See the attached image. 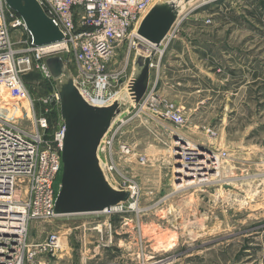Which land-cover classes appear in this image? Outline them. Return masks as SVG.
<instances>
[{"label": "rangeland", "instance_id": "obj_1", "mask_svg": "<svg viewBox=\"0 0 264 264\" xmlns=\"http://www.w3.org/2000/svg\"><path fill=\"white\" fill-rule=\"evenodd\" d=\"M189 1L158 0L142 21L153 9L166 16ZM179 21L161 41L162 61L175 38L191 34L203 42L199 59L212 67L176 71L172 87L160 88L158 98L175 107L183 124L130 113L116 141L133 152L126 160L115 155L113 163L114 177L124 187L134 186L135 196L114 212L33 221L29 243L58 232L62 248L32 264H264V0H193ZM19 35L13 31L12 40ZM174 43L179 51L181 43ZM24 83L35 104L51 93L36 71ZM25 107L18 120L29 126ZM58 121L55 113L50 135ZM176 138L226 153L215 180L174 187ZM60 179L61 171L56 194Z\"/></svg>", "mask_w": 264, "mask_h": 264}, {"label": "built area", "instance_id": "obj_2", "mask_svg": "<svg viewBox=\"0 0 264 264\" xmlns=\"http://www.w3.org/2000/svg\"><path fill=\"white\" fill-rule=\"evenodd\" d=\"M35 1L61 33L60 42L35 46L22 18L0 0V264H32L40 255L54 257L62 248L58 232L49 233L42 243L28 242L33 221L57 218L54 183L62 172L64 127L60 102L44 61L61 56L82 97L91 105L104 106L127 84L137 51L151 56V69L159 66L162 56L161 43L154 46L137 35L138 24L158 0ZM13 31H20L17 40H12ZM118 50H122L120 54ZM34 71L51 89L37 104L24 83ZM24 104L29 110V126L18 120ZM55 113L59 121L55 133L50 135ZM148 113L175 126H181L184 121L172 104L158 98L156 82L149 85L134 111L136 116ZM128 119L120 120L104 142L106 167L113 177L114 156L126 160L133 152L129 144L116 141ZM175 142L186 147L182 154L181 145L173 146L178 161L194 162L202 155L217 161L216 153L211 150L199 146L188 148L179 138ZM219 156L224 159L226 153ZM139 159L143 163V157ZM118 187L131 192L134 186L118 183Z\"/></svg>", "mask_w": 264, "mask_h": 264}, {"label": "water", "instance_id": "obj_3", "mask_svg": "<svg viewBox=\"0 0 264 264\" xmlns=\"http://www.w3.org/2000/svg\"><path fill=\"white\" fill-rule=\"evenodd\" d=\"M4 1L22 18L35 46L62 40L35 0ZM160 10L153 9L137 30L139 37L156 46L166 38L175 13L165 16ZM150 62V55L137 51L125 87L108 104L94 106L80 94L61 56L44 61L59 97L64 127L62 172L54 204L57 217L107 212L131 199V192L120 189L107 170L104 142L113 127L134 112L145 97L150 85Z\"/></svg>", "mask_w": 264, "mask_h": 264}, {"label": "crops", "instance_id": "obj_4", "mask_svg": "<svg viewBox=\"0 0 264 264\" xmlns=\"http://www.w3.org/2000/svg\"><path fill=\"white\" fill-rule=\"evenodd\" d=\"M184 39L175 38V41H179L182 47L178 50L173 49L174 42H171L168 47V52L165 55L163 61L160 59L159 66L157 68L151 69L150 84L154 85L156 82V94L160 97V88L172 87L170 78H172L176 71H203L212 69L211 65H208L206 61L201 57L199 59V54L202 55L203 42L198 41V38L192 37L191 34H187ZM174 39V38H173ZM169 58V59H168ZM162 61V62H161ZM176 65L178 69L172 71V66ZM158 88V89H157ZM161 89V90H162Z\"/></svg>", "mask_w": 264, "mask_h": 264}, {"label": "bare ground", "instance_id": "obj_5", "mask_svg": "<svg viewBox=\"0 0 264 264\" xmlns=\"http://www.w3.org/2000/svg\"><path fill=\"white\" fill-rule=\"evenodd\" d=\"M157 3V2H156ZM156 3L154 5H156ZM193 6V0L189 1L187 3H184L183 7L179 9V11L177 10L174 13L173 16V22H180L179 18L181 17V15L185 14L187 12V10H189L190 8H192ZM174 28V27H173ZM152 44V43H150ZM154 46H156V44H153ZM158 46V45H157ZM182 140V139H181ZM175 142V141H174ZM188 145V148H192V144H190L189 142H184ZM176 145H181L180 149H181V153L184 154L185 153V146L179 142L176 143ZM178 146L175 147V150L178 151ZM216 155V159L217 161H213L210 156H199L197 157L194 162L190 159H181V161H177V164H179L176 168V172H177V179L176 181L178 183H176L174 185V187L177 190L183 189L185 187H191V186H196L203 184V183H209L212 182L213 180H215V178L218 176L219 174V166H220V156L218 157V154ZM209 170H213V173H209ZM215 170V172H214ZM131 198H133V196H135V188L131 187ZM129 208L132 210H137V206L135 203H130L129 204ZM122 207V206H120ZM119 207H115L112 208L110 211L107 212H114L117 211ZM106 213V212H104ZM168 246H170V244H168ZM166 248V247H165ZM155 249V248H154Z\"/></svg>", "mask_w": 264, "mask_h": 264}]
</instances>
